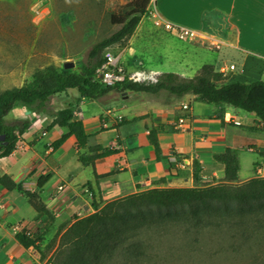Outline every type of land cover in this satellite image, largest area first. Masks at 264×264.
<instances>
[{"label": "crops", "instance_id": "crops-1", "mask_svg": "<svg viewBox=\"0 0 264 264\" xmlns=\"http://www.w3.org/2000/svg\"><path fill=\"white\" fill-rule=\"evenodd\" d=\"M148 7L163 21L198 32L205 42L209 20L222 18L234 33V40L215 39L223 44L220 47L217 43L218 50H223L217 72L222 68L221 62L226 61L224 58H228L226 62H242L252 55L264 57L253 44V40L264 42V0H149ZM140 24L133 37L136 40H149L152 35L172 39L163 30ZM183 43L196 44L194 41ZM171 51L169 48L168 55L157 57L158 62L150 58L151 62L146 63L150 51L144 46L137 52L131 48L137 69L145 65L149 71L135 72V68L128 74L139 80H155L165 72L157 66L171 61ZM119 63L122 64L121 56ZM209 65L215 67V64ZM247 72L232 75L228 82L237 81L234 77H244ZM250 72L256 73L254 68ZM107 95L89 102L79 98L77 91L70 90L50 99L47 108L51 114L69 104L74 106L73 119L82 123L89 137L86 146L80 149L70 136L58 149L52 150L51 144L66 133L64 128L48 129L53 118L28 113L20 107L10 112L21 122L27 120L30 126L19 137L15 150L0 159V178L6 176L23 191L35 194L50 213V219L37 214L17 189L8 190L0 184V264H45L57 247L59 235L75 218L90 215L95 208L100 209L111 201L150 189L224 183L223 166L213 160V155L227 148L239 150L238 184L264 178V131L253 115L226 105L201 104L190 95L166 102L129 92L121 93L119 100ZM183 103L189 105L187 112L180 109ZM108 110L120 113L123 120L116 122L106 117ZM181 116L186 117L185 131L178 132L173 124ZM151 131L158 153L148 139ZM95 147L115 153L95 161L93 166L80 163L79 158L92 156L91 149ZM195 164L198 173L194 178ZM42 178L47 181L38 188L36 183ZM59 186L61 191L57 189ZM20 233L37 238L39 252L32 247L23 248L16 240Z\"/></svg>", "mask_w": 264, "mask_h": 264}, {"label": "trees", "instance_id": "trees-1", "mask_svg": "<svg viewBox=\"0 0 264 264\" xmlns=\"http://www.w3.org/2000/svg\"><path fill=\"white\" fill-rule=\"evenodd\" d=\"M149 0H140L132 5L117 24L120 28L107 39L95 44L87 55V61L80 65L78 73L70 70L58 71L51 66L35 71L30 80L19 87L0 94V159L8 157L14 150L19 137L29 128L27 120L10 125L5 117L15 108H23L28 113L46 115L53 118L48 129L64 128L66 133L51 144L58 149L64 141L73 136L77 148H84L88 141L83 125L73 119L74 106L51 114L48 104L52 97L70 90L77 91L79 98L95 101L107 94L129 92L158 96L161 92L180 99L192 96L195 102L223 106L235 111L251 114L264 131V82H228L229 75L215 72L210 65L200 68L192 78L180 77L174 73H162L154 82L133 81L125 75L123 82L112 87L103 85L95 77L96 70L104 63L101 52L107 47L128 39L147 14ZM149 141L158 153V146L151 131ZM92 156L80 157L82 164L93 166L95 161L103 160L115 153L111 149L95 147ZM239 150L227 148L213 155V160L223 166L224 183L208 187L150 189L137 192L111 201L102 208L73 222L59 235L57 250L45 264H103L109 262L120 252L131 260L142 256L147 243L141 232L150 226L176 225L186 233L199 234L201 230H228L242 242L264 230V178L250 179L237 183L239 171ZM198 173L194 165V178ZM47 181L39 179L38 188ZM0 184L8 190L17 189L28 204L37 212L50 219V213L30 194L15 185L8 177L0 178ZM23 248H34L39 252L38 239L16 235Z\"/></svg>", "mask_w": 264, "mask_h": 264}, {"label": "rangeland", "instance_id": "rangeland-1", "mask_svg": "<svg viewBox=\"0 0 264 264\" xmlns=\"http://www.w3.org/2000/svg\"><path fill=\"white\" fill-rule=\"evenodd\" d=\"M139 2L140 0H0V94L21 87L35 71L46 66L60 71L63 63L69 62L74 64L70 72L78 73L80 65L86 63L92 46L117 32L120 28L117 24L119 20L128 13L132 5ZM140 23L138 27L139 24L154 27L152 19L147 15L141 17ZM205 28L206 48L197 43L180 42L171 34L172 39H160L152 35L149 40H136L133 38L135 28L128 39L107 47L100 55L103 57L110 53L119 58L121 56L123 65L120 63V66L129 75L135 68V72L149 71L145 65H139L137 69L131 48L134 47L136 52L143 46L149 50L150 56L146 63L151 62L150 58L158 62L157 57L168 55L170 52L167 51L171 48V61L157 68L184 78H192L202 66L209 64H215L213 68L217 72L216 67L220 64V53L223 50H218L216 40L232 42L234 33L222 18L209 20ZM253 44L256 50L264 54V42L260 44L253 40ZM182 53L185 55L182 56ZM255 56H248L242 62L230 60V63L226 62L228 58H224L226 61L221 62L222 68L234 64L235 74L244 75L248 71L244 77H234L239 82H264V57ZM243 65L244 68L241 67ZM253 68L255 75L250 72ZM131 76L129 75L130 78ZM120 94L121 92L113 91L107 97L119 100ZM145 95L146 99L159 102L173 98L164 92L158 96ZM5 121L10 125L21 122L13 118L11 113L5 117ZM141 234L148 247L142 249V256L137 260L130 261L125 253L120 252L103 264H264V230L254 234L245 243L228 230L204 229L196 235L170 224L150 226ZM56 250L57 247L50 257H54Z\"/></svg>", "mask_w": 264, "mask_h": 264}, {"label": "built area", "instance_id": "built-area-1", "mask_svg": "<svg viewBox=\"0 0 264 264\" xmlns=\"http://www.w3.org/2000/svg\"><path fill=\"white\" fill-rule=\"evenodd\" d=\"M146 11H147L146 15L150 19H152V24L154 27L163 30L168 34H171L179 41L182 42L194 41L197 43L198 46L206 48L205 40L202 36L198 34V32L161 20L151 7H147ZM119 59H120L119 56H114L110 53L104 55V63L95 72L96 79L99 80L103 85L107 87H112L117 83L123 82L125 75L127 74L124 73V70L121 68ZM244 66L245 65L241 67L244 68ZM219 72L225 76L229 75V77H231L233 74L236 73V68L234 64H230L227 67L225 66L221 68ZM131 77L132 78L129 77V79L136 82L147 80V79L139 80L137 77H133V76ZM151 81L154 82L155 80H151ZM180 109L183 112H187L189 110L188 103L181 104ZM105 116L113 118L116 122H121L123 120V116L116 111L108 110L106 111ZM185 121H186V117L181 116L173 124V129L178 132L185 131V126H184ZM57 189L58 191H61L62 186H59Z\"/></svg>", "mask_w": 264, "mask_h": 264}, {"label": "water", "instance_id": "water-1", "mask_svg": "<svg viewBox=\"0 0 264 264\" xmlns=\"http://www.w3.org/2000/svg\"><path fill=\"white\" fill-rule=\"evenodd\" d=\"M74 67V64L73 63H69V62H64L63 65H62V68L64 70H70Z\"/></svg>", "mask_w": 264, "mask_h": 264}]
</instances>
